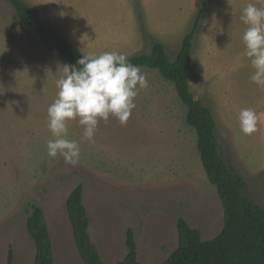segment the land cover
Listing matches in <instances>:
<instances>
[{
    "label": "rangeland",
    "instance_id": "rangeland-1",
    "mask_svg": "<svg viewBox=\"0 0 264 264\" xmlns=\"http://www.w3.org/2000/svg\"><path fill=\"white\" fill-rule=\"evenodd\" d=\"M24 1L85 59L105 61L149 52V37L173 60L205 4L190 90L211 109L226 167L264 207V0ZM186 112L156 68L75 73L0 0V264L10 255L34 264L32 204L43 210L54 264H84L65 204L78 184L105 264L127 254L128 229L141 264H162L177 247L179 217L203 240L216 236L223 206Z\"/></svg>",
    "mask_w": 264,
    "mask_h": 264
},
{
    "label": "trees",
    "instance_id": "trees-1",
    "mask_svg": "<svg viewBox=\"0 0 264 264\" xmlns=\"http://www.w3.org/2000/svg\"><path fill=\"white\" fill-rule=\"evenodd\" d=\"M16 17L30 32L37 35L40 45L55 51L77 74L103 75L119 67L147 66L156 68L175 85L187 107L186 122L197 134V149L208 179L216 186L223 206V227L214 237L203 240L201 232L179 217L177 220L178 245L162 264H264V207L246 195L243 176L226 167L219 153L215 133V119L211 109L190 90V72L193 40L200 26L206 5L198 9L181 47L172 60L164 44L148 38L150 51L114 60H87L71 48L57 34L50 31L33 8L24 0H7ZM147 36V35H146ZM83 185L78 184L66 199V212L73 230V238L84 264H105L88 233L89 219L82 204ZM26 229L35 244L34 264H54L50 234L41 207L31 205L27 210ZM133 231L126 232L127 254L114 264H141ZM11 264V255L8 259Z\"/></svg>",
    "mask_w": 264,
    "mask_h": 264
}]
</instances>
